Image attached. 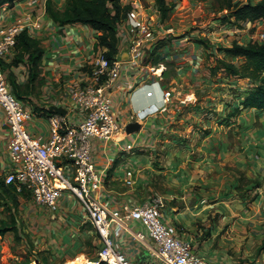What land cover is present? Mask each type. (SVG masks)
<instances>
[{
  "label": "crops",
  "instance_id": "crops-1",
  "mask_svg": "<svg viewBox=\"0 0 264 264\" xmlns=\"http://www.w3.org/2000/svg\"><path fill=\"white\" fill-rule=\"evenodd\" d=\"M64 1L53 0L59 8ZM166 1L175 7L166 22L161 23L159 14L153 11V28L159 30V38L146 48L139 65L121 64L107 90L123 132L107 141L90 139V155L101 183L92 197L122 215L125 208L150 205L160 196L162 221L176 236L189 242L196 255L210 264H264V248H260L264 239V110L245 109L230 115L240 107V100L252 85L242 79H225L222 72L212 76L210 61L214 64V59L220 58L217 49L222 45L212 44L210 33L205 35L212 48L210 61L204 64L201 47L188 42L185 36L179 38L182 33L177 27L181 20L171 23L189 11L188 4L193 6V0ZM121 4H136L148 13L155 9L154 0H121ZM21 7L20 4L10 9L12 14L6 19L5 9H1L0 26L21 16L25 11ZM38 15L35 19L42 28L33 38L40 42L44 53L35 85L42 87L39 95L23 92L26 101L21 102L32 116L25 124L26 131L45 139L49 116L44 110L51 106L65 109V117L76 123L68 88L75 81L92 84L90 64L101 48L97 46V34L88 26H58L46 15ZM167 29L175 32L173 40L158 45L169 38ZM217 29H213L216 36ZM118 37L117 47L121 50L119 34ZM165 53L172 55L166 58L170 59L169 68L163 64ZM15 54L14 50L7 65ZM156 57L158 63L152 64ZM9 70L17 85L26 84L25 62ZM164 91L172 92L165 110L161 102ZM186 96L195 102H184ZM131 122H137L140 129L127 135L124 127ZM8 140L0 111L2 183L10 167ZM126 145H132V150L121 151ZM64 164L65 161L61 166L67 172ZM128 170L133 177L132 185L126 187L124 175ZM2 225L10 230L0 237V255L7 252L16 260L23 257L13 256L8 247L16 239L23 255L31 254L30 262L43 253L47 264H91L98 260L102 247L83 205L69 191L61 193L57 211L52 213L37 206L27 193L8 194L0 189ZM116 228H111L115 250L124 253L133 264H143L150 252L133 237V233L142 230L140 225L128 221L125 228ZM146 244L154 247L148 238ZM33 256L36 259L32 260ZM150 257L155 259L151 254Z\"/></svg>",
  "mask_w": 264,
  "mask_h": 264
},
{
  "label": "built area",
  "instance_id": "built-area-1",
  "mask_svg": "<svg viewBox=\"0 0 264 264\" xmlns=\"http://www.w3.org/2000/svg\"><path fill=\"white\" fill-rule=\"evenodd\" d=\"M47 0H21L15 6L22 5L24 13L10 24L0 26V111L3 113L4 123L8 129L7 157L9 169L3 177L5 185H12L18 194L29 193L33 202L40 207L54 213L58 208V199L63 191L71 192L83 205L88 222L96 230L102 247L98 251V262L105 264H133L124 253L115 250L111 239V228L116 230L125 228L128 221L137 222L141 229L133 233V237L141 243L153 256L157 264H210L201 256L193 252L191 244L174 233L161 218L163 200L156 196L152 204H144L125 208L122 215L110 211L106 206L94 200L92 193L100 186V179L95 172L90 155V139L99 138L107 141L115 139L123 132L112 111V101L107 90L117 77L120 65L123 63L109 62L104 57V49H100L91 61L90 79L92 84L82 85L72 82L68 88V96L73 105L72 113L76 123L59 114H52L47 118L48 137L33 136L25 129V124L31 119V113L24 104L11 92L7 74L1 64H7L14 53L16 39L24 30L33 37L42 26L35 17H43ZM130 10L118 27L120 44L129 45L132 65H139L146 48L151 47L159 38L160 32L153 28L155 17L150 9L137 8L130 4ZM157 11V10H156ZM36 12V13H35ZM158 13V12H157ZM35 19V20H34ZM261 26H258V24ZM249 42L264 41V23L247 22ZM217 35L222 48L237 44H247L239 41L234 29L225 31L217 26ZM227 29L226 26H224ZM261 29V32H260ZM167 34L172 29L165 30ZM252 31V32H250ZM259 34H253L257 33ZM119 38V37H118ZM248 42V43H249ZM119 43V42H118ZM118 48V52H119ZM104 78V79H103ZM172 98L171 91L162 92V108L169 105ZM184 102H195L193 97H185ZM140 115V114H139ZM132 145H126L121 151H131ZM68 168L61 166L62 162ZM70 175V176H69ZM132 172L126 171L124 184L132 185ZM150 239L154 247L146 244ZM31 264H40L33 261Z\"/></svg>",
  "mask_w": 264,
  "mask_h": 264
},
{
  "label": "trees",
  "instance_id": "trees-1",
  "mask_svg": "<svg viewBox=\"0 0 264 264\" xmlns=\"http://www.w3.org/2000/svg\"><path fill=\"white\" fill-rule=\"evenodd\" d=\"M19 1L21 0H0V10L12 9ZM215 2L219 12L225 11V14L217 18L218 23L223 26L241 29L247 22L264 23V0H259L254 4L252 0H246L245 3H240L238 0H215ZM154 7L159 14L160 22L164 23L169 19L173 4L167 3L166 0H154ZM129 10L130 6L122 5L121 0H65L61 8L57 7L53 0H47L45 4L46 16L56 25L80 24L91 28L97 34V46L105 50L103 55L109 62H113L118 53V27ZM14 50L16 54L12 63L1 64V66L7 74L11 92L21 101L22 93L31 91L39 77L44 52L40 42L31 37L26 30L17 37ZM217 50L221 56L214 59V64L210 69L211 75L215 76L222 72L225 79H242L252 85L240 100V107H236L230 115L233 116L245 109L263 111L264 41L247 44L233 42L229 47H220ZM158 61L156 57L152 64H157ZM23 62L26 64L28 77L26 84L19 86L15 83L14 75L9 69ZM44 112L48 116L54 114L50 109ZM0 189L3 193L13 194L15 192L12 185H5L2 182H0ZM4 225L0 226V237L10 230ZM260 248H264V239ZM38 255L39 258L37 257L36 261L40 264H47V257L43 253ZM20 264H30V261L28 259Z\"/></svg>",
  "mask_w": 264,
  "mask_h": 264
},
{
  "label": "rangeland",
  "instance_id": "rangeland-1",
  "mask_svg": "<svg viewBox=\"0 0 264 264\" xmlns=\"http://www.w3.org/2000/svg\"><path fill=\"white\" fill-rule=\"evenodd\" d=\"M238 1L240 3L246 2V0H238ZM253 1H255V0H252V3H253ZM191 2H193L194 4H193V6H190L188 4L189 11L187 13H183L182 16H180V17H176V19L173 20L171 23L177 24V22L179 20H181V22L179 23V26L177 27V30L179 31V33H182L179 38H183L185 36L188 38V40H187L188 42H194V43L198 44L202 49V51H199V52L203 56L202 58L204 60V64H206V62L210 61V58H211V55L209 53H211L212 45L208 41V39L205 37V35L207 33H210L211 37H213L212 38V44L221 45V42L219 40L220 35L216 36V34L213 32L214 31L213 29L216 28L217 26L218 27L222 26L223 27L222 29L225 31H227V30L228 31H234L235 28L234 27L233 28L227 27V29H225L222 24L218 23L217 18L219 16H222L223 14H225V11H221V12L218 11L217 3L215 2V0H193ZM0 12H1V10H0ZM5 12H3V13H5V15H4L5 19L10 17L12 14V11L10 9L5 8ZM170 16H171V14H170ZM170 16H169V18H170ZM172 24H171V27H172ZM174 28H176V27H174ZM243 28H244V26H243ZM236 29H238V28H236ZM238 30H240V29H238ZM250 32H252V31H250ZM260 32H261V29H260ZM260 32L259 31H257V33L253 32V34H259ZM174 33L167 35L169 38L163 39L161 41L162 43L160 42L161 44H158V45H164L167 42L172 41L174 38L173 37ZM237 35H238L240 42H242V43H248L249 42L248 28H244V30L237 32V34L234 36H237ZM218 47H221V46H218ZM217 52H218V50H217ZM170 53L172 55L174 54L172 52H170ZM172 55L167 54V53H165L163 55V64L166 65L167 68L170 67V64H168L170 59L166 60V58L167 57L169 58ZM227 60H230V59H227ZM210 64L212 67L213 66V60H212V62L210 61ZM157 67L159 68V66H157ZM41 87H42V84L41 85H39V84L34 85L33 89L31 91L37 92V95H39L40 91H41ZM237 94H239V93H237ZM22 101L24 102L26 100L24 98H22ZM27 195L31 196L29 193H27ZM3 207H6V206L4 205ZM4 211H6V208ZM5 218H6V220H9V219H7V215ZM19 220H22V219L20 218ZM26 220H30V219H26ZM32 220H36V219L33 218ZM20 245H21V243L17 242V239H16V241L15 240L12 241V245H8V247H9L10 252L13 256H15V257L22 256L23 257L22 259L16 260L14 258H11L8 255V253L5 252L4 255H2V254L0 255V258H1L0 264H20V262H24L25 260H28V258L30 257L31 254L28 252L27 255L24 256L23 253L21 252V249H19ZM38 254L35 256H37L39 258ZM35 256H33L32 260L36 259ZM30 263H32V262H30ZM71 263L72 262L68 261L67 264H71ZM143 264H157V261L155 259H153L152 257H150V254H146L145 259L143 261Z\"/></svg>",
  "mask_w": 264,
  "mask_h": 264
},
{
  "label": "water",
  "instance_id": "water-1",
  "mask_svg": "<svg viewBox=\"0 0 264 264\" xmlns=\"http://www.w3.org/2000/svg\"><path fill=\"white\" fill-rule=\"evenodd\" d=\"M115 60L119 63H125L131 60L128 44H124L122 46L120 52H118L117 55L115 56ZM49 109L53 111L54 113L59 114L61 116H66L67 114L66 110L63 109L62 107L51 106ZM139 129H140V125L137 122L128 123L124 127L125 134L127 135H131L137 132ZM137 264H139V261H137Z\"/></svg>",
  "mask_w": 264,
  "mask_h": 264
}]
</instances>
